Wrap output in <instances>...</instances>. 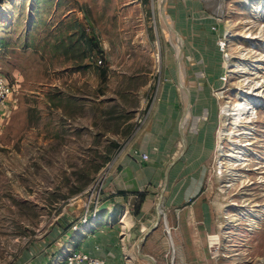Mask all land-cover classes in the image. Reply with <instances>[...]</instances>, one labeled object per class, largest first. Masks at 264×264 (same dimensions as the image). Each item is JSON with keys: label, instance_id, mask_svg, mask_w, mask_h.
<instances>
[{"label": "rangeland", "instance_id": "1", "mask_svg": "<svg viewBox=\"0 0 264 264\" xmlns=\"http://www.w3.org/2000/svg\"><path fill=\"white\" fill-rule=\"evenodd\" d=\"M158 1L0 0V67L16 84L0 112V264H22L67 225L159 84L177 79L179 45ZM166 11L186 35L184 81L198 122L212 125L204 176L225 204L220 244L200 252L211 264H264V0H167ZM252 99L251 121L233 123L225 107ZM160 245L142 252L171 261L176 245Z\"/></svg>", "mask_w": 264, "mask_h": 264}, {"label": "crops", "instance_id": "2", "mask_svg": "<svg viewBox=\"0 0 264 264\" xmlns=\"http://www.w3.org/2000/svg\"><path fill=\"white\" fill-rule=\"evenodd\" d=\"M180 30L184 40L186 35ZM174 68L177 79L169 76L159 84L158 94L137 132L115 151L102 182L99 213L74 228L72 224L84 212V206L83 202H73L62 215L67 225L52 227L43 239L45 245L23 259L22 264H63L67 251L78 246L106 257L112 264L136 263L138 256L128 261L125 249H136L139 238L158 219L162 192L164 223L160 220L142 246L161 249L160 244L176 245L172 264H202L199 260L202 257L211 264L209 255L200 249L205 244L211 248L220 244V212L225 206L219 194L210 191L204 176L212 125L208 120L198 122L197 100L192 98L194 92L186 85L192 114L185 121L187 145L184 147L185 100L177 64ZM136 149L147 152L149 157L144 158ZM143 190L146 196L140 211L136 212L138 193ZM125 220L130 221V224L127 222L129 233L122 227ZM154 257L157 264H171L168 259ZM147 260L141 264H147Z\"/></svg>", "mask_w": 264, "mask_h": 264}, {"label": "built area", "instance_id": "3", "mask_svg": "<svg viewBox=\"0 0 264 264\" xmlns=\"http://www.w3.org/2000/svg\"><path fill=\"white\" fill-rule=\"evenodd\" d=\"M98 60L101 63L102 57H99ZM15 88V82L12 81L7 73L0 67V112L5 111L9 103V98L14 93ZM135 151L141 153L144 158L149 157V154L145 151L141 152L139 149H136ZM111 161L112 158L101 169V181H98L97 183L92 184L91 186H89V188H87V195L85 198H83L84 212L80 214L77 221L73 222L72 225L74 228H78L82 222H88L90 216H96L99 213V204L101 201L100 190L105 177V173L107 172L108 167L111 165ZM79 197L80 195L75 196L74 200H76L77 198L79 199ZM63 259V264H78L82 262L88 264H112L106 257L93 254L89 250L81 247L71 248L69 251H67Z\"/></svg>", "mask_w": 264, "mask_h": 264}, {"label": "bare ground", "instance_id": "4", "mask_svg": "<svg viewBox=\"0 0 264 264\" xmlns=\"http://www.w3.org/2000/svg\"><path fill=\"white\" fill-rule=\"evenodd\" d=\"M165 17H166V21L165 20H163V22H164V24L166 25L165 27L168 29V32H169V34H170V39L172 40V42H173V44L175 45V42L173 41V40H175V39H177V43H178V48H177V51H178V49H179V47H180V42H181V37L179 36V34L178 33H176L174 30H172L171 29V27H172V22H171V20H170V17H169V15H168V13H167V11H166V13H165ZM175 38V39H174ZM176 46V45H175ZM181 67V66H180ZM180 78L182 79V78H184V72H183V69L182 68H180ZM232 104V103H231ZM235 104V103H234ZM256 108V106H255V104H254V100L252 99V100H250V101H247V102H243V101H238V102H236V104L235 105H233V107H231V106H228V107H225V109H226V112L227 113H229V114H231L232 116H233V119H234V122L233 123H235L236 125H239L241 122H239V121H242V122H244V121H251V118L253 117L252 115H253V113H256L257 111H254L253 109H255ZM189 115V114H188ZM232 119V120H233ZM233 132V131H232ZM248 131L246 130V129H243V130H241V131H239V134L240 133H247ZM232 139V138H231ZM248 143H250V142H248ZM248 143H245V144H241V145H246V144H248ZM238 151H239V153L240 152H244V150H242V149H239V150H237V151H234V152H225L226 153V155H231V157H236L237 159H239V157H243V156H240V155H238V154H236V153H238ZM226 161V160H225ZM224 163V161L222 160V164ZM226 163V162H225ZM260 166H256V168H259ZM221 171H223V169L221 170ZM162 217H164V216H162ZM122 224H123V228H124V230L126 231V232H129V229L127 228L128 227V225H127V223H126V221H125V223H123L122 222ZM171 235V234H170ZM172 238V237H171ZM173 241V240H172ZM174 246V245H173ZM135 248V247H134ZM127 250H131L132 249V247L131 248H126ZM135 250H137V248L135 249ZM128 252H130V251H128ZM136 253H137V251H136ZM133 258V255H129L128 256V259L131 261V260H133L132 259Z\"/></svg>", "mask_w": 264, "mask_h": 264}, {"label": "water", "instance_id": "5", "mask_svg": "<svg viewBox=\"0 0 264 264\" xmlns=\"http://www.w3.org/2000/svg\"><path fill=\"white\" fill-rule=\"evenodd\" d=\"M166 2L167 0H160V11H161V14L163 16V20L166 21V17H165V13H166ZM172 30H174L176 33L179 34V36L181 37V42H180V47L177 51V55H176V64H177V67L179 69V72H180V66H181V59H182V56H183V52H184V47H185V44H184V40L182 38V35L179 33L178 29L176 28V26L173 24L172 27H171ZM180 82H181V86H182V92L184 93V100H185V117H184V120H183V124H182V135H183V143H184V147H186L187 145V137H186V132H185V129H184V126H185V121L186 119L188 118V114L190 112V103H191V98L189 95H186L187 93V86L185 84V81H184V78H180ZM186 91V93H185ZM162 200H163V192L161 193V196H160V200L158 202V219L156 220V222L154 224H152L150 226V228L143 234V236L141 238H139L138 240V244H136V248L137 250L139 251V253L146 257V258H149L153 264H157V261L155 259V257L150 254V253H146V252H142V242L143 240L146 239V237L150 234V232L155 228V226L160 222V220L162 219V213H163V206H162ZM83 202V198H79L77 200V203H82Z\"/></svg>", "mask_w": 264, "mask_h": 264}, {"label": "trees", "instance_id": "6", "mask_svg": "<svg viewBox=\"0 0 264 264\" xmlns=\"http://www.w3.org/2000/svg\"><path fill=\"white\" fill-rule=\"evenodd\" d=\"M145 196H146V192L144 190L140 191L138 193V201H137L136 206H135V211L136 212L140 211L141 203L144 200Z\"/></svg>", "mask_w": 264, "mask_h": 264}]
</instances>
